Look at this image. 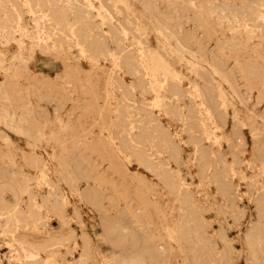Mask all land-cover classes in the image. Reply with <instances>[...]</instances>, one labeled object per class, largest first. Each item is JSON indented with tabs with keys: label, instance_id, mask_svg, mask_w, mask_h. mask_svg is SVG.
<instances>
[{
	"label": "rangeland",
	"instance_id": "374dc122",
	"mask_svg": "<svg viewBox=\"0 0 264 264\" xmlns=\"http://www.w3.org/2000/svg\"><path fill=\"white\" fill-rule=\"evenodd\" d=\"M46 1L37 6L0 0V21L6 20L0 22V264H123L129 249L113 247L109 233L136 226L157 246L156 264L187 262L192 257L188 243L199 249L205 240L228 254L226 264H264L262 255L254 260L249 251L250 240L264 249V0ZM105 54L111 55L107 59ZM163 104L172 113L168 115ZM202 104L211 112L210 119L204 117ZM204 155L215 158L216 170L205 171ZM182 215L189 226L199 224L205 238L201 242L191 235L189 242L181 241L186 256L169 247L164 231L166 222L175 228Z\"/></svg>",
	"mask_w": 264,
	"mask_h": 264
},
{
	"label": "bare ground",
	"instance_id": "6f19581e",
	"mask_svg": "<svg viewBox=\"0 0 264 264\" xmlns=\"http://www.w3.org/2000/svg\"><path fill=\"white\" fill-rule=\"evenodd\" d=\"M19 1V0H18ZM84 1H88V0H84ZM47 1L46 0H25V3L28 5H30V4H33V5H37V6H44L45 5V3H46ZM50 2V1H49ZM69 2V1H68ZM97 2H99V1H97ZM61 3V2H60ZM59 3V4H60ZM64 3V2H63ZM92 3V2H91ZM101 3V2H100ZM52 4V3H51ZM65 4V3H64ZM113 4V3H112ZM75 5H78V4H75ZM83 5V4H82ZM10 6V5H9ZM48 6V5H47ZM58 6V5H57ZM64 6V5H63ZM67 6V5H66ZM84 6V5H83ZM102 6V5H101ZM52 7V6H51ZM60 7V6H59ZM68 7H69V5H68ZM71 7V6H70ZM113 8H114V6H112ZM10 8V7H9ZM33 8V7H32ZM48 8H49V6H48ZM65 8V7H64ZM86 8V7H85ZM98 9H99V7H97ZM12 9V8H11ZM21 9V8H20ZM53 9V8H52ZM89 9V8H88ZM105 9V8H104ZM103 9V10H104ZM116 9H118V8H116ZM1 10V9H0ZM3 10V9H2ZM26 10H28V9H26ZM47 10H49V9H47ZM54 10V9H53ZM86 10V9H85ZM101 10H102V8H101ZM103 10H102V12H103ZM115 10V9H114ZM15 11V10H14ZM73 11V10H72ZM87 11V10H86ZM85 11V12H86ZM92 11V10H91ZM99 11V10H98ZM116 11H118V10H116ZM119 11H120V9H119ZM84 12V13H85ZM121 12V11H120ZM119 12V13H120ZM123 12V11H122ZM248 12V11H247ZM252 12V11H251ZM14 13V12H13ZM26 13V12H25ZM28 13V12H27ZM71 13V12H70ZM96 13V12H95ZM104 13H105V11H104ZM255 13H256V10H255ZM255 13H254V15H255ZM260 12H258V15H260L259 14ZM16 14V13H15ZM31 14V13H30ZM56 14L57 15H59L60 16V18L61 19H64L65 18V15L64 14H60L58 11H56ZM75 14V13H74ZM87 14H89V11H88V13ZM98 13H96V15H97ZM108 14H110V13H108ZM115 14V13H114ZM116 14H117V12H116ZM120 14H123V13H120ZM257 14V13H256ZM3 15V14H2ZM6 15H8V14H6ZM28 15V14H27ZM49 15H50V13H49ZM55 15V14H54ZM77 15V14H76ZM90 15V14H89ZM103 15H106V14H103ZM118 15V14H117ZM263 15V14H262ZM261 15V16H262ZM21 16V15H20ZM46 16H47V14H46ZM51 16V15H50ZM245 16V15H244ZM253 16V15H252ZM264 16V15H263ZM3 17V16H2ZM11 17V16H10ZM16 17H17V15H16ZM23 17V16H22ZM32 17V16H31ZM40 17V16H39ZM67 17H68V15H67ZM100 17V16H99ZM113 17V16H112ZM117 17V16H116ZM8 18V17H7ZM17 18H19L20 19V17L18 16ZM17 18H16V20H17ZM80 18V17H79ZM101 18V17H100ZM118 18V17H117ZM122 17H120V19H121ZM181 18V17H180ZM255 19H256V16L254 17ZM253 18V19H254ZM258 18V17H257ZM264 18V17H263ZM1 19H3V18H1ZM38 19V18H37ZM40 19V18H39ZM67 19H69V18H67ZM70 19H71V16H70ZM94 19V18H93ZM113 19H115V18H113ZM123 19V18H122ZM121 19V21H123ZM130 19V18H129ZM129 19H128V21H129ZM243 19H244V17H243ZM261 19V18H260ZM4 21H5V23H6V20L5 19H3ZM3 20H1L0 22H3L4 23V21ZM21 20H23V19H21ZM32 20V19H31ZM43 20H45V19H43ZM43 20H42V22H43ZM48 20V19H47ZM65 20V19H64ZM78 20V19H77ZM96 20V19H95ZM99 20H101V19H99ZM194 20V19H193ZM257 20V19H256ZM9 21H10V19H9ZM18 21V20H17ZM72 21V20H71ZM71 21H69L68 20V22H71ZM86 21V20H85ZM93 21V20H92ZM103 21V20H102ZM12 22V21H11ZM19 22V21H18ZM20 22H23V21H20ZM19 22V23H20ZM33 22V21H32ZM40 22V21H39ZM45 22H47L46 20H45ZM50 22V21H49ZM74 22V21H73ZM89 22V21H88ZM110 22V21H109ZM119 22H120V20H119ZM119 22L117 23L118 24V26L119 25H121V23L119 24ZM238 22V21H237ZM254 22H255V20H254ZM7 23H8V21H7ZM16 23V22H15ZM51 23V22H50ZM90 23V22H89ZM112 23V22H111ZM111 23H109V24H111ZM240 23H241V21H240ZM244 23V22H243ZM260 23V22H259ZM263 23H264V20H263ZM1 24V23H0ZM13 24V23H12ZM40 24V23H39ZM44 24V23H43ZM46 24V23H45ZM52 24V23H51ZM64 24H65V22H64ZM92 24H94V22L92 23ZM96 24V23H95ZM108 24V25H109ZM237 24V23H236ZM239 24V23H238ZM254 24V23H253ZM256 24V23H255ZM2 25V24H1ZM0 25V26H1ZM10 25V24H9ZM16 25V24H15ZM18 25V24H17ZM23 25V24H22ZM36 25H37V23H36ZM35 25V26H36ZM58 25V24H57ZM66 25V24H65ZM70 25V24H69ZM72 25H73V23H72ZM91 25V24H90ZM98 25V24H97ZM96 25V26H97ZM246 25V24H245ZM248 25V24H247ZM5 26H6V24H5ZM54 26V25H53ZM67 26V25H66ZM113 26V25H112ZM111 26V27H112ZM122 26V25H121ZM121 26L119 27V28H121ZM256 26H257V24H256ZM262 26V25H261ZM11 27H15V26H11ZM20 27H21V25H20ZM25 27V26H24ZM37 27H38V25H37ZM45 27V26H44ZM70 27V26H69ZM75 27V26H74ZM73 27V28H74ZM77 27H79V26H76V28ZM81 27V26H80ZM115 27V26H114ZM113 27V28H114ZM123 27V26H122ZM128 27V26H127ZM132 27V26H131ZM250 27V29L252 28V26H249ZM259 27H260V25H259ZM263 27V26H262ZM7 28H9V27H7ZM40 28H41V24H40ZM40 28H38L39 30H40ZM42 28H43V26H42ZM50 28V27H49ZM71 28V33H72V36H73V34H75L74 33V30L72 29V26L70 27ZM94 28H95V26H94ZM100 28V27H99ZM99 28L98 29H96V30H99ZM112 28V29H113ZM124 28V27H123ZM261 28V27H260ZM1 29V28H0ZM2 29H4V28H2ZM13 29V28H12ZM16 29V28H15ZM13 30V31H16V30ZM22 29H24V28H22ZM38 29H36L35 28V30H38ZM51 29V28H50ZM58 29V28H57ZM65 29H68V27L66 28L65 27ZM101 29V28H100ZM109 29H110V26H109ZM131 29V28H130ZM6 30V29H5ZM51 30H53V29H51ZM55 30H56V28H55ZM87 30V29H86ZM106 30H108V28L106 29ZM113 30H116V29H113ZM124 30V29H123ZM261 30H262V28H261ZM7 32H8V30H6ZM10 31V30H9ZM12 31V32H13ZM19 31H20V29H19ZM23 31V30H22ZM47 31V30H46ZM66 31V30H65ZM81 31V30H80ZM80 31H77V32H80ZM94 31H95V29H94ZM100 31V30H99ZM98 31V32H99ZM101 31H102V29H101ZM105 31V30H104ZM108 31H110V30H108ZM107 31V32H108ZM118 31V30H117ZM117 31H115V32H117ZM127 31V30H126ZM18 32V31H17ZM41 32V31H40ZM39 32V33H40ZM51 32V31H50ZM55 32V31H54ZM56 32H57V30H56ZM83 33H84V31H82ZM81 32V33H82ZM120 32V31H119ZM193 32V31H192ZM261 32V31H260ZM259 32V33H260ZM42 33V32H41ZM59 33H61V32H58V34ZM80 33V34H81ZM86 33V32H85ZM96 33V32H95ZM100 33V32H99ZM112 33H114V32H112ZM111 33V34H112ZM127 33H129V32H127ZM131 33V32H130ZM1 34H3V33H1ZM7 34V33H6ZM50 34V33H49ZM77 34V33H76ZM92 34V33H91ZM102 34V33H101ZM104 34V33H103ZM116 34V33H115ZM120 34V33H119ZM193 34V33H192ZM195 34V33H194ZM5 35V34H4ZM3 35V36H4ZM8 35V34H7ZM39 35V34H38ZM37 35V36H38ZM57 35V34H56ZM56 35H52V36H56ZM61 35V34H60ZM65 35V34H64ZM86 35V34H85ZM88 35H89V32H88ZM171 35H173L172 33H171ZM256 35V34H255ZM259 35V34H258ZM261 35V34H260ZM40 36V35H39ZM47 36V35H46ZM62 36H63V34H62ZM80 36H82V35H80ZM91 36V35H90ZM90 36H88V37H90ZM93 36H94V33H93ZM108 36H110V35H108ZM117 36V35H116ZM120 36V35H119ZM118 36V37H119ZM122 36V35H121ZM129 36V35H128ZM131 36H132V34H131ZM196 36V35H195ZM61 37V36H60ZM65 37H66V35H65ZM98 37H99V35H98ZM97 37V38H98ZM55 38V37H54ZM62 38V37H61ZM64 38V37H63ZM70 38V37H69ZM68 38V39H69ZM85 38H87L86 36H85ZM112 38V37H111ZM127 38V37H126ZM206 38V37H205ZM38 39V38H37ZM40 39V38H39ZM71 39V38H70ZM84 39V38H83ZM108 39H110V37L108 38ZM117 39V38H116ZM42 40V39H41ZM44 40V39H43ZM47 39H45V41H46ZM98 40V39H97ZM96 40V41H97ZM114 40V39H113ZM118 40H119V38H118ZM123 40H124V37H123ZM136 40V39H135ZM134 40V41H135ZM232 40V39H231ZM45 41H43L44 42V44H46V42ZM49 41V40H48ZM66 41H67V39H66ZM70 41V40H69ZM86 41H87V39H86ZM94 41V40H93ZM115 41V40H114ZM39 42V41H38ZM51 42V41H50ZM55 42V41H54ZM68 42V41H67ZM76 42V41H75ZM81 42V41H80ZM91 42V41H90ZM113 42V41H112ZM111 42V43H112ZM116 42V41H115ZM233 42V41H232ZM48 43V42H47ZM52 44H53V42H51ZM70 43V42H69ZM82 44H87L86 42L84 43V42H81ZM89 43V42H88ZM94 43V42H93ZM97 43V42H96ZM104 43H105V41H104ZM114 43V42H113ZM119 43V42H118ZM120 43H121V41H120ZM136 43V42H135ZM229 43H230V41H229ZM43 44V45H44ZM90 44H92V43H90ZM98 44V43H97ZM132 44V43H131ZM130 44V45H131ZM40 45V44H39ZM38 45V46H39ZM43 45H41L42 47H43ZM55 45V44H54ZM58 45V44H57ZM67 45V44H66ZM73 45V44H72ZM93 45V44H92ZM92 45H90V46H92ZM96 45V44H95ZM102 45V44H101ZM112 46H115V45H113V44H111ZM118 45H120V44H118ZM176 45H177V47L179 48V49H182V47H181V45L179 44V42L178 41H176ZM41 46L39 47V48H41ZM60 46V45H59ZM70 46V45H69ZM77 46V45H76ZM83 46V45H82ZM82 46L80 45V49L82 48ZM98 46V45H97ZM134 46V45H133ZM184 46V45H183ZM227 46H228V44H227ZM45 47H46V45H45ZM44 47V48H45ZM63 47V46H62ZM67 47V46H66ZM85 47V46H84ZM108 47V46H107ZM116 47H117V45H116ZM122 48H123V46H121ZM173 47H176L175 46V44H174V46ZM177 47H176V49H177ZM50 48H51V50H52V45L50 46ZM104 48H106V46H105V44H104ZM125 48V47H124ZM123 48V49H124ZM54 49V48H53ZM56 49V48H55ZM57 49H58V47H57ZM93 49H94V47H93ZM97 49V48H96ZM113 49V48H112ZM111 49V50H112ZM41 50V49H40ZM85 50V49H84ZM91 50V49H90ZM100 50H102V49H100L99 48V51L98 52H100ZM114 50H115V47H114ZM120 50H121V48H120ZM186 50V49H185ZM50 51V50H49ZM57 51V50H56ZM77 51H80V50H77ZM83 51V50H82ZM82 51L80 52V53H82ZM97 51V50H96ZM107 51V50H106ZM127 51V50H126ZM53 52H54V50H53ZM58 52V51H57ZM139 52V51H138ZM179 52H180V50H179ZM43 53V52H42ZM86 53V52H85ZM103 53V52H102ZM108 53H111V52H109L108 51ZM108 53L106 52V54L108 55ZM113 53H114V51H113ZM117 53V52H116ZM162 53V52H161ZM175 53V52H174ZM90 54V53H89ZM98 55H99V53H97ZM104 54V53H103ZM103 54H101L102 56H103ZM105 54V55H106ZM115 54V53H114ZM113 54V55H114ZM121 54H123V53H121ZM120 54V55H121ZM139 54V53H138ZM138 54H137V56H138ZM163 54V53H162ZM166 54V53H165ZM168 54V53H167ZM166 54V55H167ZM85 55V54H84ZM88 55V54H87ZM87 55H85V56H87ZM104 55V56H105ZM106 55V56H107ZM111 55V54H110ZM109 55V56H110ZM112 55V56H113ZM119 55V56H120ZM165 55V56H166ZM105 56V57H106ZM109 56H107V59H108V57ZM136 56V57H137ZM163 56H164V54H163ZM162 56V57H163ZM99 57V56H98ZM104 57V58H105ZM115 57H116V55H115ZM118 57V56H117ZM116 57V58H117ZM94 58V57H93ZM97 58V57H96ZM102 58V57H101ZM111 58V57H110ZM113 58H114V56H113ZM122 58V57H121ZM120 58V61L122 60ZM130 58H132V57H130ZM135 58V57H134ZM106 59V60H107ZM115 59V58H114ZM117 59H115V61H116ZM125 60H127V59H125ZM98 61V60H97ZM109 61H110V59H109ZM124 61V60H123ZM132 61V60H131ZM138 61V60H137ZM140 61V60H139ZM118 63H119V61H117ZM126 62V61H125ZM134 62V61H133ZM109 63V62H108ZM132 63V62H131ZM135 63V62H134ZM138 63V62H137ZM220 63H222L221 61H220ZM110 64V63H109ZM122 64V63H121ZM126 64V63H125ZM139 64V63H138ZM248 64V63H247ZM116 64H114V66H115ZM139 65H141V64H139ZM120 66V64L118 65V67ZM136 66V65H135ZM135 66H134V68H135ZM121 67V66H120ZM130 67H131V65H130ZM138 67V66H137ZM140 67H142V66H140ZM140 67H139V69H140ZM132 68V67H131ZM120 69V68H119ZM125 69H127L126 68V66H125ZM138 69V70H139ZM121 70H123V69H121ZM142 70V69H141ZM233 70V69H232ZM125 71V70H124ZM134 71V70H133ZM112 72V71H111ZM136 72V71H135ZM200 72V71H199ZM234 72V71H233ZM114 73V72H113ZM137 73V72H136ZM140 73V72H139ZM138 73V74H139ZM115 75H116V73H114ZM201 74H203V73H201ZM131 75H133V74H131ZM144 75V74H143ZM194 75V74H193ZM198 76V75H197ZM136 77H138V76H136ZM159 77H160V75H159ZM225 77V76H224ZM201 78H202V76H201ZM200 78V79H201ZM113 79H115V78H113ZM119 79V78H118ZM154 79V78H153ZM203 79V78H202ZM116 81H117V79H116ZM208 81V80H207ZM203 83H204V81H202ZM116 83V82H115ZM120 83V82H119ZM208 83V82H207ZM207 83H206V85H207ZM137 84V83H136ZM172 84V83H171ZM263 84V83H262ZM196 85V84H195ZM211 85V84H210ZM108 86V85H107ZM140 86V85H139ZM171 86V85H170ZM176 86V85H175ZM207 86H209V85H207ZM109 87V86H108ZM112 87V86H111ZM117 87V86H116ZM128 87V86H127ZM135 87V86H134ZM206 87V86H205ZM210 87V86H209ZM264 87V86H263ZM133 88V87H132ZM171 88V87H170ZM91 89V88H90ZM207 89V88H206ZM212 89V88H211ZM118 90H120V89H118ZM169 90V89H168ZM197 90V89H196ZM209 90V89H208ZM208 90H206V91H208ZM85 91V90H84ZM88 91V90H87ZM92 91V89L90 90V92ZM132 91H133V89H132ZM135 91H136V89H135ZM167 91V90H166ZM197 91H199V93H200V90H197ZM118 92V91H117ZM130 93H131V90L129 91ZM134 92V91H133ZM168 92V91H167ZM173 92V91H172ZM202 92V91H201ZM211 91H209L208 93H210ZM87 93V92H86ZM119 93H121V92H119ZM129 93V94H130ZM136 94H137V92H135ZM37 94V93H36ZM91 94H92V92H91ZM107 94V93H106ZM109 94V93H108ZM125 94H126V92H125ZM185 94V93H184ZM211 94V93H210ZM97 95V94H96ZM138 95V94H137ZM163 95V94H162ZM169 95H172L171 94V92L169 91ZM129 96V95H128ZM140 96V95H139ZM165 96V95H164ZM163 96V98H165ZM120 97V96H119ZM171 97V96H170ZM169 97V98H170ZM172 97H174V96H172ZM202 97V96H201ZM211 97V96H210ZM121 98V97H120ZM130 98V97H129ZM129 98H127V100L129 99ZM160 98H161V95H160ZM159 98V99H160ZM163 98H161V99H163ZM106 99V98H105ZM133 99V98H132ZM160 99V100H161ZM173 99V98H172ZM177 99V98H176ZM175 99V100H176ZM120 100V99H119ZM131 100V99H130ZM153 100V99H152ZM166 100H168L169 101V99H167L166 98ZM165 100V101H166ZM212 100H213V98H212ZM141 101V100H140ZM155 101V100H154ZM162 101H164V100H162ZM178 101V100H177ZM177 101H176V103H177ZM122 102V101H121ZM131 102H133L132 100H131ZM187 102V101H186ZM189 102V101H188ZM96 103V102H95ZM134 103V102H133ZM167 103V102H166ZM184 102H182V104H183ZM191 103H192V101H191ZM214 103V102H213ZM144 104V103H143ZM142 104V105H143ZM186 104V103H185ZM189 104V103H188ZM194 104V103H193ZM195 104H197V103H195ZM159 105H160V103H159ZM164 105V104H163ZM167 105V104H166ZM166 105H164V106H166ZM173 105V104H172ZM176 106L178 105V104H175ZM187 105V104H186ZM131 106H132V104H131ZM145 106V105H144ZM176 106H174V108L176 107ZM179 106V105H178ZM188 106H190V104L188 105ZM194 106V105H193ZM192 106V107H193ZM214 106H215V104H214ZM223 106V105H222ZM137 107V106H136ZM167 107V106H166ZM169 107H170V105H169ZM173 107V106H172ZM182 107V106H181ZM187 107V106H186ZM123 108V107H122ZM131 108H133V107H131ZM130 108V109H131ZM137 108H141V107H137ZM143 108V107H142ZM171 108V107H170ZM177 108V107H176ZM184 107H182V108H179V109H181V110H184L183 109ZM214 108V107H213ZM134 109V108H133ZM132 109V111H134ZM136 109V108H135ZM178 109V108H177ZM190 109H191V107H190ZM192 109H195V108H192ZM201 109H202V113H203V115H204V117L205 118H211L212 117V114H211V112L209 111V109H207L205 106H204V104H202V107H201ZM126 110V109H125ZM169 109H168V107H167V114L169 115V113H172L171 112V110L170 111H168ZM26 112H27V110H25ZM132 111H130V112H132ZM143 111V110H142ZM178 111H180V110H178ZM185 112H186V110H184ZM191 111V110H190ZM193 111V110H192ZM221 111V110H220ZM165 112H166V110H165ZM181 112V111H180ZM179 112V113H180ZM12 113V112H11ZM14 113H15V111H14ZM22 113H23V111H22ZM21 113V114H22ZM29 113V112H28ZM124 113V112H123ZM139 113V112H138ZM196 113H197V111H196ZM20 114V115H21ZM121 114V113H120ZM134 114V113H133ZM144 114V113H143ZM142 114V115H143ZM167 114H165V115H167ZM176 114V113H175ZM181 114V113H180ZM189 114V113H188ZM191 114V113H190ZM251 114V113H250ZM12 115V114H11ZM24 115V114H23ZM27 115V114H26ZM25 115V116H26ZM138 115V114H137ZM136 115V116H137ZM145 115V114H144ZM143 115V116H144ZM183 115V114H182ZM130 116V115H129ZM139 116V115H138ZM194 116V115H193ZM126 117H128V115L126 116ZM134 117V116H133ZM165 117V116H164ZM178 117V116H177ZM183 117V116H182ZM21 118V117H20ZM19 118V119H20ZM131 118V117H130ZM136 118V117H135ZM141 118V117H140ZM139 118V119H140ZM214 118V117H213ZM257 118V117H256ZM119 119V118H118ZM118 119L116 120V121H118ZM128 119V118H127ZM134 119V118H133ZM132 119V120H133ZM142 119V118H141ZM139 120L140 122L142 121V120ZM144 119V118H143ZM146 119V118H145ZM171 119H173V117H171ZM186 119H187V117H186ZM186 119H185V121H186ZM196 119V118H195ZM199 119V118H198ZM197 119V120H198ZM5 120H7V118L5 119ZM4 120V123L6 122ZM16 120V119H15ZM146 120H148V119H146ZM150 120V119H149ZM180 120H183V119H180ZM257 120V119H256ZM120 121H122V120H120ZM126 121V120H125ZM155 121H157V119L155 120ZM173 121H174V119H173ZM189 121V120H188ZM187 121V122H188ZM192 121V120H191ZM24 122V121H23ZM140 122H138V123H136V124H138L139 125V123ZM180 122V125H181V123H184V122H181V121H179ZM199 122V121H198ZM201 122V121H200ZM199 122V123H200ZM206 122V121H205ZM205 122H203V123H205ZM6 123H8V122H6ZM116 123V122H115ZM122 123V122H121ZM124 123V122H123ZM128 123V122H127ZM130 123V122H129ZM135 122H133V124H134ZM145 123H146V121H145ZM145 123H144V125H145ZM156 123V125H157V122H155ZM186 123V122H185ZM131 124V123H130ZM140 124H142V123H140ZM154 124V123H153ZM195 124V123H194ZM32 125V124H31ZM121 125H123V124H121ZM126 125V124H125ZM137 125V126H138ZM147 125H149L148 123H147ZM155 125V124H154ZM160 125V124H159ZM207 125V124H206ZM4 126H6L5 124H4ZM41 126H42V124H41ZM116 126V125H115ZM119 126V125H118ZM127 126V125H126ZM125 126V127H126ZM150 126H153L152 125V122H151V124H150ZM123 127H124V125H123ZM124 127V128H125ZM141 127V126H140ZM146 127V126H145ZM148 127V126H147ZM146 127V128H147ZM158 127H160V126H158ZM157 127V128H158ZM198 127H200V126H198ZM35 128V127H34ZM33 128V129H34ZM116 128V127H115ZM121 128V127H120ZM149 128V127H148ZM151 128V127H150ZM154 128V127H153ZM164 128V127H163ZM202 128V127H201ZM207 128V127H206ZM128 129V128H127ZM130 129H132V128H130ZM129 129V130H130ZM134 129V128H133ZM166 129V128H165ZM184 129V128H183ZM251 129V128H250ZM260 129V128H259ZM39 130V129H38ZM115 130H117V129H115ZM119 130V129H118ZM129 130H127L128 132H131V131H129ZM138 130H140V129H138ZM142 130V129H141ZM139 131V133L140 132H142V131ZM146 130V129H145ZM150 130V129H149ZM148 130V131H149ZM152 130V129H151ZM150 130V131H151ZM181 130V129H180ZM238 130V129H237ZM258 130V129H257ZM124 131H126V130H124ZM148 131H147V135H148ZM152 131H154V130H152ZM165 131V130H164ZM196 131H197V129H196ZM199 131V130H198ZM197 131V133H199ZM201 131V130H200ZM203 132H202V135H203V133H204V130H202ZM250 131V130H249ZM254 131V130H253ZM34 132V131H33ZM133 132V131H132ZM131 132V133H132ZM136 132H138V131H136ZM143 132H145V131H143ZM169 132V131H168ZM176 132H177V130H176ZM192 132V131H191ZM215 132V131H214ZM214 132L212 131V133L214 134ZM117 133V132H116ZM115 133V134H116ZM126 133V132H125ZM193 133H194V131H193ZM206 133V132H205ZM241 133V132H240ZM251 133H252V131H251ZM119 134V133H118ZM121 134H123V133H121ZM121 134H120V136H121ZM138 134V133H137ZM136 134V135H137ZM143 134V133H142ZM153 134V133H152ZM155 134H156V132H155ZM154 134V135H155ZM157 134H158V132H157ZM160 134V133H159ZM179 134H180V131H179ZM192 134V133H191ZM29 135V134H28ZM125 135V134H124ZM127 135H128V133H127ZM132 135V134H131ZM135 135V136H136ZM144 135V134H143ZM142 135V136H143ZM192 135H194V134H192ZM197 135V134H196ZM200 135H201V132H200ZM256 135V134H255ZM262 135V134H261ZM33 136V135H32ZM116 136V135H115ZM130 136V135H129ZM133 136V135H132ZM142 136H139V137H142ZM189 136H190V134H189ZM198 136H199V134H198ZM40 137H42L41 135H40ZM40 137H39V139H40ZM114 137V136H113ZM122 137V136H121ZM127 137V136H126ZM131 137V136H130ZM129 137V138H130ZM153 137V136H152ZM161 137H163V136H161ZM193 137V136H192ZM194 137H196L195 135H194ZM200 137H203V136H200ZM253 137V136H252ZM258 136H256V138H257ZM33 138V137H32ZM117 137H115L114 139H116ZM133 138V137H132ZM136 138V137H135ZM142 138H145V137H142ZM147 138V137H146ZM171 138H173V137H171ZM238 138H240V137H238ZM254 138V137H253ZM259 138V137H258ZM118 139V138H117ZM116 139V140H117ZM127 139V138H126ZM148 139V138H147ZM146 139V140H147ZM157 139H159L158 137H157ZM197 139V138H196ZM202 139V138H201ZM206 139V138H205ZM208 139V138H207ZM210 139V138H209ZM208 139V140H209ZM263 139V138H262ZM145 140V139H144ZM150 140H153V139H150ZM149 140V141H150ZM155 140V139H154ZM207 140V141H208ZM233 140V139H232ZM237 140V139H236ZM253 140V139H252ZM256 140V139H255ZM128 141V140H127ZM126 141V142H127ZM131 141H132V139H131ZM131 141H129V142H131ZM165 141V140H164ZM174 141H176V140H174ZM211 140H209L208 142H210ZM214 140L212 139V142H213ZM237 141H239V140H237ZM236 141V142H237ZM128 142V143H129ZM138 142V141H137ZM148 142V141H147ZM147 142H146V144H147ZM155 142V141H154ZM172 142H173V140H172ZM177 142V141H176ZM205 142V141H204ZM235 142V141H234ZM241 142V141H240ZM253 142H255V141H253ZM133 143V142H132ZM149 143V142H148ZM161 143V142H160ZM164 143V142H163ZM256 143V142H255ZM127 144V143H126ZM145 144V143H144ZM146 144L144 145V146H146ZM157 144V143H156ZM155 143H154V145H156ZM170 144V143H169ZM212 144V143H211ZM233 144H235V143H233ZM239 144V143H238ZM135 145V144H134ZM133 145V146H134ZM137 145V144H136ZM176 145V144H175ZM192 145H193V143H192ZM217 145H218V143H217ZM253 145H255V144H253ZM130 146V145H129ZM141 146H142V144H141ZM173 146H174V142H173ZM255 146H258V145H255ZM121 147V146H120ZM132 147V146H131ZM149 147V146H148ZM159 147V146H158ZM192 147H195L194 145L192 146ZM235 147V146H234ZM264 147V146H263ZM147 148V147H146ZM151 148V147H150ZM166 148V147H165ZM170 148V147H169ZM204 148V147H203ZM220 148V147H219ZM219 148L218 149H216V150H219ZM122 149V148H121ZM121 149H119V150H121ZM125 149V148H124ZM126 149H130V147L129 148H127L126 147ZM125 149V151H128V150H126ZM138 149V148H137ZM145 149V147L143 148V150ZM151 149H153V148H151ZM161 149V148H160ZM163 149V148H162ZM168 149V148H167ZM179 149H180V147H179ZM192 149V148H191ZM194 149V148H193ZM211 149V148H210ZM132 150H134V149H132ZM175 150V149H174ZM195 150V149H194ZM223 150V149H222ZM235 150V149H234ZM131 151V150H130ZM140 152L142 151V150H139ZM152 151V150H151ZM157 151H158V149H157ZM156 151V152H157ZM161 151V150H160ZM170 150H168V152H169ZM172 151V150H171ZM192 151V150H191ZM263 151V150H262ZM121 152H122V150H121ZM134 152H136L137 153V151H134ZM145 152H148L149 154H150V152L149 151H144V153ZM159 152V151H158ZM167 152V151H166ZM174 152H176V151H174ZM180 152V151H179ZM218 152V151H217ZM125 153V152H124ZM160 153V152H159ZM165 152H163V154H164ZM213 153V152H212ZM216 153V152H215ZM219 153H220V151H219ZM127 154V153H126ZM143 154V153H142ZM146 154V153H145ZM144 154V155H145ZM153 154V153H152ZM152 154H150L151 156H153V159H156V158H154L155 157V155H152ZM174 154V153H173ZM176 154V153H175ZM237 154V153H236ZM128 155H131V154H129L128 153ZM132 155H133V153H132ZM144 155H143V157H144ZM172 154H170V156H171ZM180 155V154H179ZM192 155H194V154H192ZM233 155H234V153H233ZM232 155V156H233ZM142 156V155H141ZM147 156V155H146ZM150 156V157H151ZM164 156V155H163ZM210 156V155H209ZM231 156V157H232ZM240 156V155H239ZM254 156V155H253ZM143 157H142V159H143ZM149 157V158H150ZM156 157H158L157 155H156ZM252 157V156H251ZM257 159H256V158ZM148 158V159H149ZM162 158H164V157H162ZM161 158V159H162ZM166 158H167V155H166ZM180 158V157H179ZM193 158V157H192ZM211 158H214V156L213 157H211ZM218 158V157H217ZM226 158V157H225ZM241 158H242V155H241ZM241 158L239 159V160H241ZM254 158L256 159V160H258V158L259 157H257V156H254ZM134 159H135V156H134ZM137 159V158H136ZM152 159V158H151ZM215 159V158H214ZM213 159V160H214ZM222 159V158H221ZM232 159V158H231ZM235 159V158H234ZM237 159V158H236ZM243 159V158H242ZM252 159H253V157H252ZM143 160H145V159H143ZM162 160H164V159H162ZM193 160H194V158H193ZM193 160H191V162L193 161ZM212 159H210V157H208L207 155H204V157H203V168L205 169V171L206 172H208V171H211V170H216V168H217V166H216V162H214ZM254 160V159H253ZM156 161V160H155ZM158 161H159V159H158ZM179 161V160H178ZM217 161V160H216ZM225 161V160H224ZM232 161V160H231ZM238 161V160H237ZM149 162L150 161H148V164H149ZM151 162H152V160H151ZM163 162H165V161H163ZM182 162V161H181ZM199 162V161H198ZM225 162H227V161H225ZM243 162H244V160H243ZM249 162V161H248ZM251 162H253V161H251ZM262 162V161H261ZM143 163V162H142ZM142 163H140V164H142ZM153 163V162H152ZM156 163V162H155ZM158 163V162H157ZM220 163H222V162H220ZM263 163V162H262ZM261 163V164H262ZM165 164V163H164ZM171 164V163H170ZM179 164H181V163H179ZM226 164V163H225ZM224 164V165H225ZM237 164V163H236ZM238 164H240L239 162H238ZM244 164V163H243ZM259 164H260V162H259ZM158 165V164H157ZM156 165V166H157ZM177 165V164H176ZM183 165V164H182ZM200 165H201V163H200ZM199 165V166H200ZM218 165V164H217ZM223 165V164H222ZM226 165H229V163L228 164H226ZM234 165V164H233ZM246 165V164H245ZM251 165H252V163H251ZM168 166H169V164H168ZM167 166V167H168ZM202 166V165H201ZM200 166V167H201ZM238 166V165H237ZM240 166V165H239ZM261 166V165H260ZM263 166H264V164H263ZM152 167V166H151ZM160 167V166H159ZM197 167V166H196ZM216 167V168H215ZM220 167V166H219ZM223 167V166H222ZM225 167V166H224ZM223 167V168H224ZM230 167V166H229ZM241 167V166H240ZM239 167V168H240ZM249 167V166H248ZM256 166H254V168H255ZM262 167V166H261ZM147 168V167H146ZM153 168V167H152ZM157 168H158V166H157ZM202 168V167H201ZM234 168H235V166H234ZM250 168H252V167H250ZM249 168V169H250ZM258 168H260V167H258ZM264 168V167H263ZM153 169H155V168H153ZM163 169V168H162ZM236 169V168H235ZM152 170V169H151ZM158 170V169H157ZM166 170V169H165ZM234 170V169H233ZM237 170V169H236ZM236 170H234V171H236ZM153 171V170H152ZM155 171V170H154ZM159 171H160V169H159ZM202 171V170H201ZM204 171V170H203ZM204 171V172H205ZM223 171H224V169H223ZM228 171H230L229 169H228ZM227 171V172H228ZM240 171V170H239ZM264 171V170H263ZM180 173H181V171H179ZM204 172H202V173H204ZM217 172V171H216ZM221 172V171H220ZM238 172V171H237ZM236 172V173H237ZM260 172H262L261 171V168H260ZM154 173V172H153ZM176 173V172H175ZM179 173V174H180ZM198 173H199V171H198ZM209 173V172H208ZM214 173V172H213ZM212 173V174H213ZM223 173V172H222ZM62 174V173H61ZM177 174V173H176ZM179 174H177L178 176H179ZM225 174V173H224ZM227 174V173H226ZM262 174V173H261ZM264 174V173H263ZM160 175V174H159ZM181 175V174H180ZM200 175V174H199ZM202 175V174H201ZM227 175H230L229 177H231V174H227ZM62 176H64V174L62 175ZM67 176V175H66ZM171 176V175H170ZM214 176V175H213ZM220 176V175H219ZM223 178H224V176L223 175H221ZM240 176V175H239ZM173 177V176H172ZM209 177H210V175H209ZM221 177V178H222ZM226 177V176H225ZM228 177V176H227ZM200 178V177H199ZM204 178V177H203ZM202 178V179H203ZM166 179V178H165ZM177 179V178H176ZM175 179V180H176ZM180 179H181V177H180ZM206 179H207V177H206ZM214 179V178H213ZM225 179V178H224ZM5 180V179H4ZM42 180V179H41ZM44 180V179H43ZM45 180H47L46 178H45ZM44 180V181H45ZM183 180V179H182ZM200 180V179H199ZM2 181V180H1ZM51 181V180H50ZM63 181V180H62ZM61 181V182H62ZM171 181V180H170ZM174 181V180H173ZM203 181H204V179H203ZM208 181H209V178H208ZM220 181V180H219ZM222 181H224V180H221V182ZM47 182H49V181H47ZM52 182V181H51ZM71 182H72V180H71ZM176 182H178L177 180H176ZM180 182H182V181H180ZM227 182V181H226ZM44 183V182H43ZM202 184H203V182H201ZM205 183H207V182H205ZM210 183V182H209ZM225 183V182H224ZM223 183V184H224ZM228 183V182H227ZM230 183V182H229ZM58 184V183H57ZM63 184V183H62ZM71 184V183H70ZM231 184V183H230ZM262 184V183H261ZM46 185V184H45ZM52 185V184H51ZM50 185V186H51ZM66 185V184H65ZM185 185H187V184H185ZM211 185V184H210ZM213 185V184H212ZM216 185V184H215ZM221 185V184H220ZM228 185V184H227ZM234 185V184H233ZM47 186V185H46ZM53 186V185H52ZM175 186H176V184H175ZM209 186V185H208ZM214 186V185H213ZM224 186L225 185H223L222 187H223V189H224ZM260 186V185H259ZM63 187V186H62ZM186 187V186H185ZM205 187H206V185H205ZM215 187V186H214ZM234 187V186H233ZM255 187H256V185H255ZM263 187H264V185H263ZM47 188H49V187H47ZM52 188V187H51ZM178 188V187H177ZM229 187H227L226 189H228ZM257 188V187H256ZM6 189V188H5ZM71 190H72V188H70ZM230 189V188H229ZM228 189V190H229ZM232 189H234V188H232ZM260 189V188H259ZM50 190V189H49ZM52 190H53V188H52ZM59 190V189H58ZM228 190H226L227 192H228ZM262 190H264V189H262ZM261 190V191H262ZM19 191V190H18ZM28 191V190H27ZM54 191V190H53ZM73 191H74V189H73ZM77 192H78V190H76ZM175 191V190H174ZM187 191V190H186ZM233 191V190H232ZM231 191V192H232ZM255 191V190H254ZM260 191V190H259ZM260 191V192H261ZM56 192V191H55ZM63 192V191H62ZM177 192H179V190L177 191ZM184 191H182V193H183ZM189 193H190V191H188ZM191 192H192V190H191ZM196 192V191H195ZM258 192V191H257ZM52 193V192H51ZM57 193H60V192H58L57 191ZM75 193V192H74ZM197 193V192H196ZM200 193V192H199ZM233 193V192H232ZM63 194H65V193H63ZM76 194V193H75ZM78 194H80V193H78ZM191 194V193H190ZM189 194V195H190ZM195 194V193H194ZM206 194V193H205ZM204 194V195H205ZM231 194V193H230ZM255 194H256V192H255ZM203 195V196H204ZM225 195V194H224ZM227 195H229L228 193H227ZM233 195V194H232ZM258 195V194H257ZM53 196V195H52ZM150 196V195H149ZM185 196V195H184ZM198 196V195H197ZM196 196V197H197ZM202 196V195H201ZM206 196H208V195H206ZM263 196V195H262ZM49 197V196H48ZM61 197V196H60ZM179 195H177V201H180L179 200ZM186 197V196H185ZM189 197H191V196H189ZM195 197V198H196ZM200 197V196H199ZM198 197V198H199ZM205 197V196H204ZM226 198H227V196H225ZM264 197V196H263ZM53 198H55L54 196H53ZM64 198H65V195H64ZM192 198V197H191ZM222 198V197H221ZM230 198V197H229ZM228 198V199H229ZM63 198H61V200H62ZM204 199V198H203ZM225 199V198H224ZM223 199V200H224ZM260 199V198H259ZM55 200V199H54ZM192 200V199H191ZM193 200H195V199H193ZM198 200V199H197ZM201 199H199V201H200ZM63 201V200H62ZM66 201V200H65ZM176 201V202H177ZM196 201V200H195ZM205 201V200H204ZM208 201V200H207ZM228 201H232L231 199H229ZM259 201V200H258ZM58 202V201H57ZM175 202V201H174ZM174 202H173V204H174ZM192 202V201H191ZM225 202H226V200H225ZM20 203V202H19ZM45 203V202H44ZM68 203V202H67ZM196 203H197V201H196ZM200 203V202H199ZM230 203V202H229ZM51 204H53V203H51ZM61 204H64V203H60V205ZM183 204H185V203H183ZM198 204V203H197ZM202 204V203H201ZM204 204V203H203ZM55 205H57V204H55ZM68 205V204H67ZM150 205V204H149ZM182 205V204H181ZM208 205V204H207ZM48 206V205H47ZM51 206H53V205H51ZM51 206H49V207H51ZM58 206V205H57ZM65 206V205H64ZM199 206V205H198ZM197 206V207H198ZM202 206V205H201ZM212 206V205H211ZM44 207V206H43ZM46 207V206H45ZM59 207V206H58ZM192 207V206H191ZM213 207V206H212ZM259 207V206H258ZM262 207L264 208V200L262 201ZM2 208V207H1ZM54 208H57V207H54ZM62 208H63V206H62ZM195 208H196V206H195ZM199 208V207H198ZM203 208V207H202ZM202 208H200V209H202ZM26 209V208H25ZM50 209V208H49ZM59 209V208H58ZM61 209V208H60ZM60 209H59V212H60ZM194 209V208H193ZM214 209V208H213ZM54 209H53V207H52V211H53ZM65 210V209H64ZM203 211H204V209H202ZM212 210V209H211ZM33 211V210H32ZM57 211V209L55 210V211H53L54 213ZM178 211H179V209H178ZM182 211V210H181ZM181 211H179V212H181ZM197 211V210H196ZM201 211V210H200ZM37 212V211H36ZM183 212V211H182ZM194 212V211H193ZM261 212V211H260ZM7 213V212H6ZM10 213H15V212H9V214ZM57 213V212H56ZM60 213H62V212H60ZM173 213V212H172ZM5 214V213H4ZM176 214V213H175ZM181 214V213H180ZM60 215V214H59ZM177 215V214H176ZM193 214H191V217L193 218V216H192ZM197 216V215H196ZM177 217V216H176ZM185 216L184 215H182V218L180 219V223L175 227V228H170V226L168 225V223L166 222L165 224H164V231H165V234H166V237H167V240L169 241V247L171 248V249H175V251L177 252V254L178 255H181V256H186L185 254V251L183 250V247H182V243H181V241H187V242H189L191 239H190V236L191 235H193L194 237H195V239L196 240H199V239H201L200 241L202 242V240L204 241V239H202V237H201V232H200V227H199V224L198 225H194L193 227L192 226H189L187 223L189 222L188 220H184L185 218H184ZM9 218V217H8ZM176 219V218H175ZM177 221H179V220H177ZM13 222V221H12ZM172 222V221H171ZM193 223V222H192ZM196 224V223H195ZM203 225H201V227H202ZM139 227L138 226H136V227H131V228H122V227H117V228H115L114 230H112V231H110V237H111V244H112V246L113 247H116V248H118L121 252H125V251H127L126 249H129V251H128V253L129 254H123V256H122V263L123 264H156V261H157V258H156V254H155V250H156V248H157V246H156V248H155V243H154V241L146 234H142L141 232H139V229H138ZM203 229V228H202ZM163 231V232H164ZM263 236V235H262ZM261 236V237H262ZM246 237V236H245ZM258 237V236H257ZM256 237V238H257ZM193 238V237H192ZM260 238V237H259ZM258 238V239H259ZM262 238H264V237H262ZM103 239V238H102ZM181 239V240H180ZM194 239V238H193ZM257 239V240H258ZM105 240V239H104ZM205 241H207V240H205ZM205 241H204V244H202V243H199V241H197V243H199L200 245H198L200 248L199 249H194V247H191V243L189 244L188 243V245H189V250H190V252H191V254H192V257L189 259V261H187V262H184V259L182 260V264H200V262H201V264H209V263H214V264H217V263H219V264H222L223 262H225V264L227 263V262H229V257H228V254L227 253H224V252H219L215 247H213V245H211V246H207L206 244H205ZM262 241H263V239H262ZM256 242V241H255ZM88 243V242H87ZM86 243V244H87ZM213 243V242H212ZM257 243H259V240H258V242ZM256 243V244H257ZM196 244V243H195ZM245 244H247V243H245ZM261 245H262V242H261ZM260 245V246H261ZM88 246V245H87ZM196 246H197V244H196ZM216 246V245H215ZM38 247H39V245H38ZM41 247V246H40ZM43 247V246H42ZM247 247V246H246ZM258 247V246H257ZM85 248H86V246H85ZM198 248V247H197ZM18 249V248H17ZM36 249V248H35ZM39 250V249H38ZM39 251H41V250H39ZM43 251V250H42ZM51 251V250H50ZM86 251V250H85ZM249 251H250V254H251V257H252V259H254V260H256V259H258L259 258V255H262V257H263V260H264V249H260V248H256V246H255V244L250 240V243H249ZM230 252V251H229ZM230 254V253H229ZM15 255V254H14ZM190 255V254H189ZM21 256V255H20ZM230 256V255H229ZM192 258H194V260H192ZM203 258V259H202ZM17 259V258H16ZM119 259V258H118ZM187 259V260H188ZM251 259V258H250ZM37 261V260H36ZM251 261V260H250ZM120 262V261H119ZM253 263V262H252ZM255 263V262H254ZM253 263V264H254ZM262 263V261L260 262V264ZM264 263V262H263Z\"/></svg>",
	"mask_w": 264,
	"mask_h": 264
}]
</instances>
